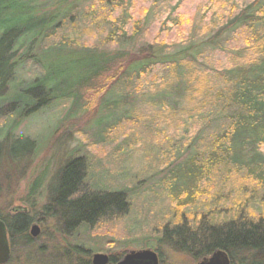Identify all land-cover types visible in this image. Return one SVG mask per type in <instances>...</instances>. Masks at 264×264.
I'll list each match as a JSON object with an SVG mask.
<instances>
[{"label":"trees","instance_id":"16d2710c","mask_svg":"<svg viewBox=\"0 0 264 264\" xmlns=\"http://www.w3.org/2000/svg\"><path fill=\"white\" fill-rule=\"evenodd\" d=\"M84 1L0 0V168L5 161L27 155L32 162L40 155L45 144L16 132L43 110L69 103L65 122L78 120L91 112L88 94L103 90L94 127L105 132L125 119L140 124L138 102L157 99L165 107L160 116L143 120L145 132L165 136L159 122L168 112L198 125L185 160L158 172L161 183L172 197L186 193L184 203L201 197L204 209L198 216L162 223L156 230V252L164 246L203 260L224 251L231 264H264V0L234 6L217 32L178 51L175 44L145 42L154 6L130 30L131 0H100L106 6L90 10L78 6ZM116 12L121 15L107 18ZM92 19L102 27L103 41L79 44V21ZM205 51L224 53L226 67L200 73L196 63ZM29 63L41 72L27 80L22 71ZM157 80L163 88L153 94L149 84ZM23 140L29 148L22 152ZM93 166L88 154L72 157L50 186L43 217L63 223L64 235L72 237L70 230L88 233L105 220L132 213L128 191L94 184ZM157 177L152 174L148 181ZM204 182L207 189L201 187ZM0 219L11 245L16 234L30 245L31 211L7 217L0 213ZM120 260L111 258L113 264Z\"/></svg>","mask_w":264,"mask_h":264},{"label":"rangeland","instance_id":"374dc122","mask_svg":"<svg viewBox=\"0 0 264 264\" xmlns=\"http://www.w3.org/2000/svg\"><path fill=\"white\" fill-rule=\"evenodd\" d=\"M101 1L105 3V0ZM249 1L252 0H131L128 6L132 19H127V24L132 30L134 21L144 18L154 6L150 20L152 26L150 31L146 29L145 42L164 41L175 44L173 49L178 51L188 46L192 40L198 43L202 38L217 32L234 6H247ZM104 3H100V0H86L78 6H83L84 9L88 7L90 10L91 6H106ZM96 8L94 12L99 11ZM99 13L100 16L105 15L102 14L104 12ZM120 15V12L113 16L107 13V18L116 19ZM87 22L79 21V27L76 26L77 42L99 45L103 41L99 29L102 27L93 19ZM58 36L60 37V33ZM226 49L229 51L230 47L228 49L226 45ZM200 56L201 60L196 63L200 73L208 74L226 67L227 58L222 52L205 51ZM40 72L38 66L29 63L24 67L22 75L29 80ZM162 86L159 80L154 85L149 84L153 94L159 92ZM147 91L143 92L151 96ZM103 94V90L88 94V108L91 112L80 116L78 120L66 123L69 103H60L27 119L17 130V136L45 145L34 161L27 160L26 155L16 159L14 163L5 161L0 168V213L3 217L14 216L13 208H26L27 213L31 211L33 218L28 227V235L31 236L32 226L35 224L40 227V235L36 238L31 236L32 241L28 245L24 236L16 234L7 264H93L94 255L98 253L107 254L110 259H122L131 250L157 251L156 230L162 223L172 219L177 222L184 215L191 218L203 213L204 208L200 205L204 203H201V197H197L192 204L184 203L187 202L186 193L170 196L158 175L161 170L172 168L187 157V151L191 150L188 146L190 138L194 137L198 129L194 128L198 125L194 126L190 122L193 119L168 112L159 122L160 127L165 130L161 133L165 136L157 135L154 130L152 133L145 132L140 125L143 120L151 118L154 113L162 114L165 107V104L152 98L138 102L141 104L137 111L138 115H142L140 124L136 125L132 120L125 119L103 132L101 128L99 130L94 127ZM186 103L189 109V99ZM129 135L133 137L128 138V143L123 145ZM134 140L136 142L132 144ZM20 145L22 152L29 148L27 140H23ZM83 153L92 158L93 183L111 190H127L134 205L130 215L105 220L88 233L70 230V237L63 234V223L43 217V212L49 202L50 186L53 188L56 185L55 179L60 169L72 157ZM152 174L158 177L148 181ZM36 182L40 184L34 190ZM201 187L207 189L205 182ZM82 248L88 250L87 253ZM160 249L158 254L161 256V264L202 262L164 246ZM110 264H113L112 261Z\"/></svg>","mask_w":264,"mask_h":264},{"label":"water","instance_id":"95a60500","mask_svg":"<svg viewBox=\"0 0 264 264\" xmlns=\"http://www.w3.org/2000/svg\"><path fill=\"white\" fill-rule=\"evenodd\" d=\"M13 213L27 212L23 207H15ZM40 227L32 226L31 236L38 237ZM11 243L6 223L0 219V264H7L11 258ZM111 259L107 254L94 255L93 264H110ZM117 264H161L159 254L153 249L131 250ZM199 264H231L229 255L224 251H217L212 256L205 258Z\"/></svg>","mask_w":264,"mask_h":264}]
</instances>
